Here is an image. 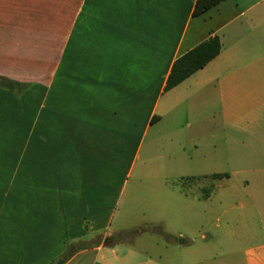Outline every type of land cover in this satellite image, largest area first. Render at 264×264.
Wrapping results in <instances>:
<instances>
[{
	"label": "crops",
	"instance_id": "obj_1",
	"mask_svg": "<svg viewBox=\"0 0 264 264\" xmlns=\"http://www.w3.org/2000/svg\"><path fill=\"white\" fill-rule=\"evenodd\" d=\"M196 2L0 0V264L64 255V264H160L121 241L105 245L110 234L101 231L122 151L133 152V164L148 129L166 118L230 126L245 134L243 158H264V0H224L193 16ZM214 37L220 54L166 91L174 62ZM9 82L26 87L13 90L21 103L39 96V122H22V138L9 135L21 129L22 111ZM248 172L264 175V167ZM202 190L206 198L214 188ZM261 194L252 198L264 223ZM253 230L259 243L245 262L264 264V226Z\"/></svg>",
	"mask_w": 264,
	"mask_h": 264
},
{
	"label": "rangeland",
	"instance_id": "obj_2",
	"mask_svg": "<svg viewBox=\"0 0 264 264\" xmlns=\"http://www.w3.org/2000/svg\"><path fill=\"white\" fill-rule=\"evenodd\" d=\"M0 90L6 88L2 85ZM9 91L15 105L22 109H16L14 118V127L21 129L10 131L9 135L22 138V122H39V96H30L28 104H24L21 103L23 92ZM137 115L139 121L140 113ZM2 127L0 124V134ZM5 134L6 131L1 138ZM244 137V133L230 126L222 128L213 122H200L196 127L194 122L169 126L166 118L152 125L133 164L131 150L122 151L117 167L112 163L116 174L109 199L114 202V208L107 231L101 232L110 234L107 238L119 237L123 251L132 247L145 259L160 264H196L205 257L216 260L200 264H246L245 251L259 243L260 237L248 230L260 232L264 226L252 198L255 193L264 194V190L254 191L260 188L255 185L264 184V175L248 171L252 167H264V158H243L245 154L240 153L239 142ZM232 147L236 149L232 151ZM216 173L227 176L214 177ZM204 186L214 188L210 197H201L205 194ZM234 226L237 229L230 234ZM164 235L180 243H170ZM203 235L207 236L206 240ZM232 252L235 254H229Z\"/></svg>",
	"mask_w": 264,
	"mask_h": 264
},
{
	"label": "trees",
	"instance_id": "obj_3",
	"mask_svg": "<svg viewBox=\"0 0 264 264\" xmlns=\"http://www.w3.org/2000/svg\"><path fill=\"white\" fill-rule=\"evenodd\" d=\"M224 0H197L193 16H199L212 7L216 6L220 2ZM221 43L218 37L211 38L179 59H177L172 67L171 73L167 79V84L165 87L166 91H169L170 89L176 87L189 77H191L193 74H195L197 71L204 68L208 63H210L212 60H214L221 51ZM10 90H14V88H19V90H24L26 87L17 83V82H9ZM8 88V87H7ZM214 177H222V175H214ZM169 242H179V240L175 239L174 241L170 238H166ZM121 239L119 237L117 238H106L105 239V245L107 246H115L119 244ZM66 261L65 255L60 257L58 260L54 261L51 264H64Z\"/></svg>",
	"mask_w": 264,
	"mask_h": 264
}]
</instances>
